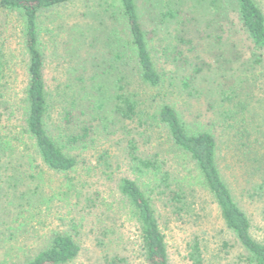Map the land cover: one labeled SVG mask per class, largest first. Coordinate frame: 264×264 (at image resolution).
Instances as JSON below:
<instances>
[{"label":"rangeland","instance_id":"rangeland-1","mask_svg":"<svg viewBox=\"0 0 264 264\" xmlns=\"http://www.w3.org/2000/svg\"><path fill=\"white\" fill-rule=\"evenodd\" d=\"M200 1L138 0L163 79L157 89L142 87L143 98L154 109L161 102L171 104L189 132L205 130L216 137L219 169L248 214L254 238L264 242V55L256 62L260 52L242 27L235 1L224 0L217 14ZM256 2L264 11V0ZM107 5L106 0H78L40 17L44 73L53 93L75 91L74 68L80 64H111L117 44L109 40L114 27L124 46L115 72L135 82L134 51L122 23L105 14ZM167 5L188 16L194 10L197 23L182 17L163 21ZM0 55L1 129L3 136L18 135L10 148L0 146V264L31 259L57 231L70 234L81 247L68 264H147L141 253L140 223L119 189L123 177L136 180L147 193L151 184L171 264H192L188 243L195 234L203 238L206 264H248V254L227 228L196 164L156 120L144 126L116 117L109 121V130L96 128L92 142L71 147L65 140L62 104H56L47 119L48 130L77 157L78 165L68 173L48 168L23 130L27 61L22 24L1 9ZM247 130L249 161L240 151ZM130 141H135L140 156L165 164L173 183L187 195L189 214L174 212L159 194L158 182L133 167Z\"/></svg>","mask_w":264,"mask_h":264},{"label":"trees","instance_id":"trees-1","mask_svg":"<svg viewBox=\"0 0 264 264\" xmlns=\"http://www.w3.org/2000/svg\"><path fill=\"white\" fill-rule=\"evenodd\" d=\"M78 0H0V9L8 15H16L22 24L24 52L26 55L27 84L24 96L25 126L24 132L32 140L42 162L50 169L68 173L78 165V160L69 149L58 144L50 134L47 119L56 104L61 105L62 123L66 130L65 140L68 146L86 144L94 140L93 132L99 125L110 129L109 121L114 118L136 121L150 126L156 120L164 126L174 145L190 156L200 171L203 182L218 204L227 228L235 235L237 242L246 251L248 264H264V242L254 238L251 232V220L245 210L236 201L234 194L225 181L218 166V141L209 131L189 132L177 110L169 103L161 102L156 109L147 104L142 87L157 89L162 84L142 24V14L138 0H106L105 14L113 22L123 25L128 35V46L134 51L137 78L135 82L126 80L118 70L116 62L124 57L123 42L119 30L114 27L109 40L116 41L111 64L108 66H89L80 64L74 68L76 74L73 93H53L49 89L45 73V55L42 49L40 17L58 7ZM237 4V14L243 29L252 41L257 54L256 62L264 55V11L256 0H232ZM217 14L224 9V0H201ZM162 13L164 19L180 17L196 21L194 10L189 16L183 10H175L167 5ZM126 29V30H125ZM83 34V32H82ZM86 37V34H83ZM121 47V48H120ZM123 51V54H122ZM179 52V51H178ZM180 53V52H179ZM95 60V55H90ZM3 58L0 55V68ZM74 89V88H73ZM225 93V92H224ZM226 99L230 98L228 96ZM157 100V99H156ZM3 104L0 101V146L4 149L12 146V140L18 138L14 133L3 136ZM6 108V107H5ZM245 130V127H244ZM243 130V131H244ZM250 132L247 130V142L240 144L246 161L250 160ZM63 136V134H62ZM3 138H6L5 140ZM247 148L246 150H242ZM130 161L140 175H150L158 183L159 194L166 198L177 214L188 213L191 207L182 187L175 185L165 164L156 158L142 157L135 141H130ZM249 151V152H247ZM251 162V161H250ZM262 185H260V188ZM119 189L128 201L131 211L140 223L141 253L147 264H171L165 233L162 231L153 203L154 192L148 183L147 193L140 184L129 177L121 178ZM188 258L192 264H206L203 238L195 234L188 243ZM81 247L70 235L54 232L48 245L31 259L20 264H68L80 254Z\"/></svg>","mask_w":264,"mask_h":264}]
</instances>
